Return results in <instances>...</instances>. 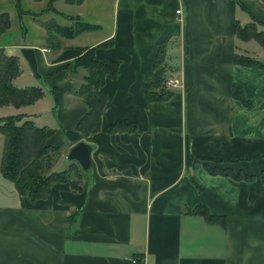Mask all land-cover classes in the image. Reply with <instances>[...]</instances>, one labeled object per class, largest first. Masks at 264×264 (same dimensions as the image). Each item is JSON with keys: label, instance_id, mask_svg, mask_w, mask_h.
Returning <instances> with one entry per match:
<instances>
[{"label": "crops", "instance_id": "1", "mask_svg": "<svg viewBox=\"0 0 264 264\" xmlns=\"http://www.w3.org/2000/svg\"><path fill=\"white\" fill-rule=\"evenodd\" d=\"M240 4L264 35L260 0H114L109 33L83 46L71 44L78 35L52 50L42 28L31 41L0 42L18 60L12 84L43 94L0 111L53 131L46 141L59 148L53 172L67 168L72 145L91 148L89 172L71 162L81 174L71 177L74 188L55 183L32 203L0 175V264H264V49L234 35L235 24L252 23ZM162 41L164 74L180 84L166 101L147 102L141 88L153 81ZM92 47L119 68L101 86L99 130L83 136L76 124L86 108L71 92L84 71L62 66ZM20 48L33 50L40 82ZM235 55L260 66L237 65ZM233 88L255 106L233 99ZM123 120L136 131H103ZM241 174L250 179L232 177Z\"/></svg>", "mask_w": 264, "mask_h": 264}, {"label": "trees", "instance_id": "2", "mask_svg": "<svg viewBox=\"0 0 264 264\" xmlns=\"http://www.w3.org/2000/svg\"><path fill=\"white\" fill-rule=\"evenodd\" d=\"M39 2L41 0H33ZM56 0H49L47 6ZM66 3L81 0H64ZM19 0H14V9L17 15L26 14L32 17V21L38 24L46 34L45 43L52 50L61 48L59 39H73L84 32L95 31L98 27L93 24L81 22L77 17L64 16L54 10V14L63 17L71 22L68 26H59L48 23H41L35 19L30 12H25L20 8ZM264 2V0H262ZM240 8H245L240 4ZM252 23L239 26L234 25V35L241 41L253 40L264 49V35L257 31L255 18L246 11ZM9 28V20L6 13H0V36ZM52 29L54 35H49ZM58 37V38H57ZM111 41L103 42L97 47H108ZM163 45L162 41L157 49L153 61V81L142 86L143 97L147 102L166 101L172 96V92L164 88L166 76L163 65ZM97 47L84 48L81 55L75 58L70 65L62 66L68 70V74H74L78 70L85 72L82 76V83L72 90V94L81 98L86 111L76 124V130L83 136L93 134L99 130V114L105 104V95L101 91L104 79L114 80L118 75L119 62L98 58L94 55ZM233 62L246 67H259L256 62L243 57L234 56ZM20 69L15 56H6L0 52V107L11 106L15 109L32 105L42 97V90L38 87L16 88L12 81L18 77ZM53 109L57 106V97L53 90ZM232 98L237 100L243 107L252 108L253 102L246 100L237 88L232 89ZM105 133H131L135 132V127L129 122L114 121L103 130ZM53 131L39 128L24 116L9 115L0 117V136L2 137V147L0 153V175L10 182L18 196L23 197L27 202L32 203L43 199L49 192L50 187L55 183H68L72 188L76 186L71 177L78 178L81 174L77 167L71 162L67 168L53 172L51 167L59 157V148L47 144V139ZM211 173L229 174L227 169L216 167L208 168ZM235 180L250 179L244 175L232 176ZM208 218H213L208 216ZM136 264H142L141 260H136Z\"/></svg>", "mask_w": 264, "mask_h": 264}, {"label": "rangeland", "instance_id": "3", "mask_svg": "<svg viewBox=\"0 0 264 264\" xmlns=\"http://www.w3.org/2000/svg\"><path fill=\"white\" fill-rule=\"evenodd\" d=\"M19 1L20 8L23 13L26 11L32 13L35 16V19L41 23L46 22L48 24L59 26H68L71 24V22L66 21L63 17H60L51 11L54 10L63 14L64 16H71L73 18L77 17L81 22L98 25L99 28L97 30L88 33H82L79 35V37L71 42V44H75L78 47L83 46L88 42L105 37L109 33L114 21V0H81L82 2L80 4H77L76 2L65 3L64 0H56L50 6H47L49 0H41L39 2H35L33 0ZM260 1L262 2V0ZM0 13H6L9 20V28L0 36V42L2 43H13L14 41L28 42L35 38L40 32L39 30H41V27L32 21L31 16L26 14H16V10L14 9V0H0ZM49 33V35H54L52 29L49 31ZM44 35L45 40V31ZM58 40L64 39L58 38ZM44 44L48 46V43L44 42ZM43 51L46 52V50ZM0 52L3 53V50L0 49ZM78 74H80V70H78ZM165 76L166 80L172 78L170 77L169 72ZM253 103L254 107L256 103ZM4 113L5 111H0V115ZM4 115L7 116V114ZM57 169L58 168L56 166L54 170Z\"/></svg>", "mask_w": 264, "mask_h": 264}, {"label": "water", "instance_id": "4", "mask_svg": "<svg viewBox=\"0 0 264 264\" xmlns=\"http://www.w3.org/2000/svg\"><path fill=\"white\" fill-rule=\"evenodd\" d=\"M19 53L26 62L32 78L39 81L40 76L37 72V64L33 50L31 48H20ZM90 152L91 148L89 146L82 142H78L68 149L65 158L69 162L76 163L83 173H87L91 169Z\"/></svg>", "mask_w": 264, "mask_h": 264}, {"label": "built area", "instance_id": "5", "mask_svg": "<svg viewBox=\"0 0 264 264\" xmlns=\"http://www.w3.org/2000/svg\"><path fill=\"white\" fill-rule=\"evenodd\" d=\"M175 16H176V20L177 22H180V19H179V16H180V9H177L175 10ZM179 80L177 78H170V79H167L165 82H164V88L167 89V90H171L173 88H177L179 86Z\"/></svg>", "mask_w": 264, "mask_h": 264}]
</instances>
